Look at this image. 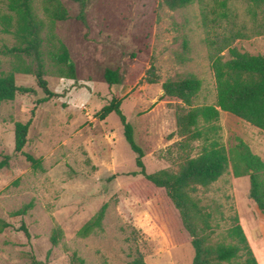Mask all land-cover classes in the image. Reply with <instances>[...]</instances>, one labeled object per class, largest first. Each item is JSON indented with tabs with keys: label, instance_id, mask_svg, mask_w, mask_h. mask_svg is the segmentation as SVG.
Returning a JSON list of instances; mask_svg holds the SVG:
<instances>
[{
	"label": "rangeland",
	"instance_id": "374dc122",
	"mask_svg": "<svg viewBox=\"0 0 264 264\" xmlns=\"http://www.w3.org/2000/svg\"><path fill=\"white\" fill-rule=\"evenodd\" d=\"M222 1L194 0L172 11L164 0H86L82 22L76 17L78 6L62 0L70 18L51 32L68 49L75 80L61 77L49 60L53 48L46 29L44 79L55 96L39 104L43 94L35 78L16 73V85L34 92L0 104V162L8 157L0 169V220L10 225L0 233V264H70L73 254L84 264H131L139 256L145 264H192L193 249L188 242H179L177 219L163 191L159 199L149 201L133 190L141 175L118 117L112 113L99 120L98 113L113 95L122 98L121 111L144 152L145 174L176 171L181 152L175 111L180 104L162 97V83L194 76L202 86L193 105H211L215 91L208 39L217 42L240 30L249 37L233 40L230 46L240 53L264 55V35L253 34L262 13L253 23L245 2L230 0L222 8ZM33 6L48 23L41 0H33ZM4 14H9L6 1L0 0V17ZM14 45L0 25V74L13 69L14 58L3 52ZM222 55L229 58L227 50ZM151 67L154 84L145 80ZM107 70L118 73L111 88L104 78ZM30 118L24 152L41 160V170L14 153V125ZM217 126L226 149L242 140L264 162V132L225 112H220ZM202 144H191L192 156L199 154ZM248 193L249 178H234L230 168L196 193L201 207L213 213L217 227L213 242H227L225 229L233 215L253 218L257 226L253 235L264 239V217L258 220L261 213ZM30 204L25 215H14ZM103 205L101 227L79 237L78 231ZM21 223L29 237L18 231ZM55 228L62 233L52 246ZM181 232L178 228L180 236ZM257 260L264 264V256Z\"/></svg>",
	"mask_w": 264,
	"mask_h": 264
},
{
	"label": "trees",
	"instance_id": "16d2710c",
	"mask_svg": "<svg viewBox=\"0 0 264 264\" xmlns=\"http://www.w3.org/2000/svg\"><path fill=\"white\" fill-rule=\"evenodd\" d=\"M9 14L0 17L2 32L10 34L15 45L6 49L3 54L14 58L11 72L0 74V104L13 101L17 94H30L34 90L19 87L15 83V74L32 75L43 97L39 104L50 101L55 95L48 88L44 79L42 60L43 34L47 29L49 44L52 50L48 57L57 68L59 75L65 79L75 80V66L70 61L65 44L56 39L52 29L59 22L70 18L69 11L62 0H41L47 22L43 21L33 6V0H5ZM78 6V20L84 22L86 0H68ZM166 6L174 11L190 5L194 0H164ZM220 3L222 8L226 2ZM243 1L248 6V14L253 23L257 22L258 13H262L261 22L253 31L255 36L264 35V0H232ZM222 17H227L226 12ZM245 28L242 26V29ZM249 35L237 31L232 37L220 41L208 39V60L214 79L215 102L211 105L194 106L193 101L201 90V80L194 76H185L167 80L161 85L162 97L172 98L180 104L175 111V134L180 138L177 143L181 152L176 171L160 170L153 174H145L142 159L144 152L134 141L133 128L121 111L122 98L113 95L110 103L98 113L99 120L115 114L123 129V137L130 150L135 154V166L141 178L133 183V190L145 200L159 199L163 191L171 209L175 213L178 227L176 236L179 242H188L194 255L192 264H258L249 246L246 235L237 215L228 219L225 229L227 242H213L211 237L217 230L212 224L213 213L203 209L196 193L216 182L230 168L234 178H249V199L264 215V162L251 152L242 141L237 140L234 146L226 149L219 141L217 122L220 112L231 114L264 132V55L240 53L230 46L236 39H246ZM56 41L54 45L53 42ZM227 50L228 59L222 53ZM151 67L146 82L154 84L157 79ZM108 88L118 82V73L107 70L104 75ZM33 115V112L31 113ZM32 118L27 122L14 125V153L24 157L34 170H41V160L24 152L28 144V133ZM202 141L200 152L192 156V143ZM8 157L0 162V169L7 164ZM30 205L24 206L14 213L23 216ZM106 206L103 205L97 214L85 223L78 231V236L85 238L96 228L101 227ZM10 225L0 220V233ZM181 229L182 236L178 233ZM18 231L29 237L28 231L21 223ZM61 229L55 228L50 237L52 246L58 244ZM33 259V258H32ZM34 264H39L35 263ZM70 264H84L75 254ZM131 264H145L139 256Z\"/></svg>",
	"mask_w": 264,
	"mask_h": 264
},
{
	"label": "crops",
	"instance_id": "0c3cea01",
	"mask_svg": "<svg viewBox=\"0 0 264 264\" xmlns=\"http://www.w3.org/2000/svg\"><path fill=\"white\" fill-rule=\"evenodd\" d=\"M262 216V217H261ZM264 215L259 214L258 215V220H262L261 218H263ZM240 224L243 228V231L246 235L247 241L249 243V246L256 258V260L258 259L259 256H264V248L263 249H259V247H264V239L262 238H258L255 235H253V230H255L256 223L255 220L253 218L251 219H247V218H239ZM246 224V227L244 226ZM252 230V233H251ZM252 237V238H251ZM264 238V237H263ZM260 244V245H259ZM259 260H257V263Z\"/></svg>",
	"mask_w": 264,
	"mask_h": 264
}]
</instances>
